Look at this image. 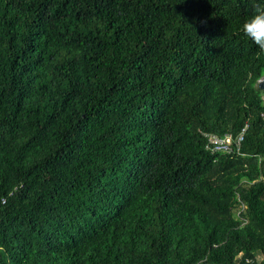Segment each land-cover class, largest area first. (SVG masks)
I'll return each instance as SVG.
<instances>
[{
    "label": "trees",
    "instance_id": "trees-1",
    "mask_svg": "<svg viewBox=\"0 0 264 264\" xmlns=\"http://www.w3.org/2000/svg\"><path fill=\"white\" fill-rule=\"evenodd\" d=\"M251 14L0 0V264H264ZM245 125L239 155L205 151L203 134Z\"/></svg>",
    "mask_w": 264,
    "mask_h": 264
},
{
    "label": "clouds",
    "instance_id": "clouds-1",
    "mask_svg": "<svg viewBox=\"0 0 264 264\" xmlns=\"http://www.w3.org/2000/svg\"><path fill=\"white\" fill-rule=\"evenodd\" d=\"M252 14L241 26L242 34L264 53V0H250Z\"/></svg>",
    "mask_w": 264,
    "mask_h": 264
},
{
    "label": "built area",
    "instance_id": "built-area-1",
    "mask_svg": "<svg viewBox=\"0 0 264 264\" xmlns=\"http://www.w3.org/2000/svg\"><path fill=\"white\" fill-rule=\"evenodd\" d=\"M247 128L248 125H245L235 138L229 134L224 135L222 138L217 137V135L214 134H203L202 137L205 140V151L210 155H239Z\"/></svg>",
    "mask_w": 264,
    "mask_h": 264
},
{
    "label": "water",
    "instance_id": "water-1",
    "mask_svg": "<svg viewBox=\"0 0 264 264\" xmlns=\"http://www.w3.org/2000/svg\"><path fill=\"white\" fill-rule=\"evenodd\" d=\"M257 87L264 93V79L258 82Z\"/></svg>",
    "mask_w": 264,
    "mask_h": 264
},
{
    "label": "rangeland",
    "instance_id": "rangeland-1",
    "mask_svg": "<svg viewBox=\"0 0 264 264\" xmlns=\"http://www.w3.org/2000/svg\"><path fill=\"white\" fill-rule=\"evenodd\" d=\"M263 100H264V96H263ZM261 257H262L261 255L258 256V261H260Z\"/></svg>",
    "mask_w": 264,
    "mask_h": 264
}]
</instances>
